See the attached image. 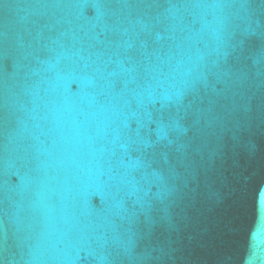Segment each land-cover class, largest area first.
<instances>
[{
	"label": "water",
	"instance_id": "95a60500",
	"mask_svg": "<svg viewBox=\"0 0 264 264\" xmlns=\"http://www.w3.org/2000/svg\"><path fill=\"white\" fill-rule=\"evenodd\" d=\"M0 264H264V0H0Z\"/></svg>",
	"mask_w": 264,
	"mask_h": 264
}]
</instances>
